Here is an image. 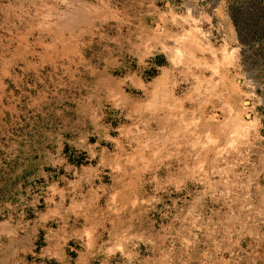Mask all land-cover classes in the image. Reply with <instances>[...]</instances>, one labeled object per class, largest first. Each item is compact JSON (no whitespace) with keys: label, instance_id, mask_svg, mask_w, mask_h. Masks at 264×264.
I'll list each match as a JSON object with an SVG mask.
<instances>
[{"label":"rangeland","instance_id":"1","mask_svg":"<svg viewBox=\"0 0 264 264\" xmlns=\"http://www.w3.org/2000/svg\"><path fill=\"white\" fill-rule=\"evenodd\" d=\"M262 141L264 0H0V264H264Z\"/></svg>","mask_w":264,"mask_h":264},{"label":"built area","instance_id":"2","mask_svg":"<svg viewBox=\"0 0 264 264\" xmlns=\"http://www.w3.org/2000/svg\"><path fill=\"white\" fill-rule=\"evenodd\" d=\"M263 144V149H264V142L262 141ZM264 151V150H263ZM247 162H252V159L250 160L249 158H245ZM253 162L255 164H258L259 166L256 167L257 173H255V178H263L264 179V152L261 156H256L253 159Z\"/></svg>","mask_w":264,"mask_h":264},{"label":"crops","instance_id":"3","mask_svg":"<svg viewBox=\"0 0 264 264\" xmlns=\"http://www.w3.org/2000/svg\"><path fill=\"white\" fill-rule=\"evenodd\" d=\"M262 5H263V3H262ZM232 29H233L234 34H237V30L235 28H232Z\"/></svg>","mask_w":264,"mask_h":264}]
</instances>
